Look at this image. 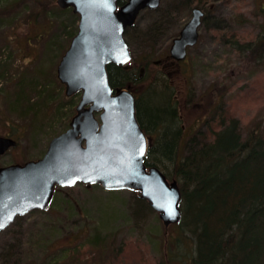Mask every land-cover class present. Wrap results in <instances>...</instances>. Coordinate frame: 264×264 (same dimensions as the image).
Listing matches in <instances>:
<instances>
[{"label": "rangeland", "instance_id": "1", "mask_svg": "<svg viewBox=\"0 0 264 264\" xmlns=\"http://www.w3.org/2000/svg\"><path fill=\"white\" fill-rule=\"evenodd\" d=\"M176 2L182 0H163L156 9H143L136 28L126 32L132 54L126 68L141 71L134 89L130 84L132 91L141 96L148 87L169 85L179 102L183 134L190 137L210 130L203 121L209 118L206 98L211 88L219 87L225 90L226 113L240 119L242 133L257 128L264 136V65L236 52L227 40L232 33L246 39L256 35L262 19L257 10L264 0H202L190 10ZM196 5L206 15L197 43L188 48L186 59L167 58L173 38ZM75 15L57 0H0V70L6 66L0 71V135L17 140L0 156V166L41 157L76 113L80 93L68 96L57 75L78 29ZM156 23L161 26L159 37L149 40L142 31ZM149 50L153 55L148 63L133 64V54L141 59ZM20 95H27L29 102L19 103ZM147 136L151 144L157 138L155 132ZM137 194L99 184L61 187L49 208L20 215L1 232L0 264H185V256L170 258L175 250L170 239L183 233L181 225L172 224L165 233L159 213ZM183 239L180 248L193 249L190 232ZM70 245L71 254L68 247L63 255L56 249Z\"/></svg>", "mask_w": 264, "mask_h": 264}, {"label": "water", "instance_id": "2", "mask_svg": "<svg viewBox=\"0 0 264 264\" xmlns=\"http://www.w3.org/2000/svg\"><path fill=\"white\" fill-rule=\"evenodd\" d=\"M162 0H57L79 15L76 34L63 54L57 75L71 96L81 92L69 126L55 135L42 157L0 166V233L19 215L47 209L57 186L100 184L106 190L137 191L155 209L165 226L181 220L182 192L176 178L147 166L149 141L137 116L132 86L113 87L108 66L132 60L125 37L145 8ZM204 10L192 9L189 20L173 38L170 56L186 58L197 43ZM98 114V115H97ZM17 140L0 135V156ZM167 235V234H166Z\"/></svg>", "mask_w": 264, "mask_h": 264}, {"label": "trees", "instance_id": "3", "mask_svg": "<svg viewBox=\"0 0 264 264\" xmlns=\"http://www.w3.org/2000/svg\"><path fill=\"white\" fill-rule=\"evenodd\" d=\"M201 1L178 3L190 10L194 2ZM174 10H178L176 6ZM257 12L262 19L255 36L246 39L232 33L227 40L236 52L264 65V5ZM160 27L157 24L142 33L149 40H157ZM134 28L136 23L126 32L129 34ZM167 53L166 48L163 54ZM146 54L141 59L133 54L132 63H148L153 53L149 50ZM108 70L113 87L132 84L134 89L136 81L141 79L139 68L134 73L132 67L112 63ZM165 86L164 89L148 87L137 96V116L146 133L157 135L154 143H149L145 163L161 168L169 179L176 178L182 192V217L178 224L183 233L170 239L175 246L170 252L171 260L185 256V264H256V261L264 264V136L257 128L242 133L240 119L226 113L225 90L219 87L211 88L206 98L205 116L209 118L203 121L210 133L199 131V135L184 136L176 93L169 90V85ZM146 92L150 94L144 99ZM29 99L27 95H20L19 103L26 104ZM137 197L141 203L149 204L139 193ZM186 231L193 237V249L180 248L181 242H186L183 239ZM61 247L56 249H61L62 255L68 249L71 254L74 248L72 245Z\"/></svg>", "mask_w": 264, "mask_h": 264}, {"label": "snow or ice", "instance_id": "4", "mask_svg": "<svg viewBox=\"0 0 264 264\" xmlns=\"http://www.w3.org/2000/svg\"><path fill=\"white\" fill-rule=\"evenodd\" d=\"M0 227H3V225H0Z\"/></svg>", "mask_w": 264, "mask_h": 264}, {"label": "flooded vegetation", "instance_id": "5", "mask_svg": "<svg viewBox=\"0 0 264 264\" xmlns=\"http://www.w3.org/2000/svg\"><path fill=\"white\" fill-rule=\"evenodd\" d=\"M172 62H176V61H173V60H172Z\"/></svg>", "mask_w": 264, "mask_h": 264}]
</instances>
